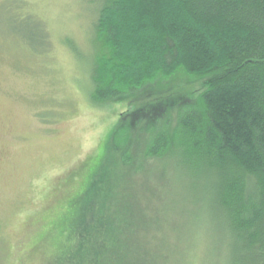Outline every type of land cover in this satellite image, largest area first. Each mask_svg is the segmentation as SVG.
Listing matches in <instances>:
<instances>
[{
	"label": "trees",
	"instance_id": "1",
	"mask_svg": "<svg viewBox=\"0 0 264 264\" xmlns=\"http://www.w3.org/2000/svg\"><path fill=\"white\" fill-rule=\"evenodd\" d=\"M92 9L89 101L131 106L68 202L62 264H264V0H94ZM178 76L198 90L178 92ZM117 162L126 182L144 178L143 196H113ZM154 186L165 223L151 234L142 201Z\"/></svg>",
	"mask_w": 264,
	"mask_h": 264
},
{
	"label": "rangeland",
	"instance_id": "2",
	"mask_svg": "<svg viewBox=\"0 0 264 264\" xmlns=\"http://www.w3.org/2000/svg\"><path fill=\"white\" fill-rule=\"evenodd\" d=\"M93 1L0 0V264H62L60 236L73 210L68 202L84 192L82 177L98 167L109 131L131 106L89 101ZM174 82L178 92L199 88L183 76ZM118 163L108 177L113 196L128 190L143 196L144 178L129 174L126 182ZM157 189L146 190L151 200L142 201L151 234L165 223L154 210ZM86 200L82 195L79 206ZM146 240L154 245L155 238Z\"/></svg>",
	"mask_w": 264,
	"mask_h": 264
}]
</instances>
